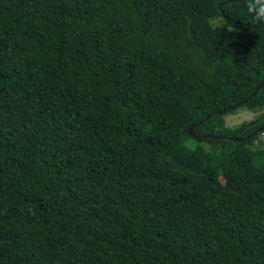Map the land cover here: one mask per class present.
I'll list each match as a JSON object with an SVG mask.
<instances>
[{
	"label": "trees",
	"instance_id": "16d2710c",
	"mask_svg": "<svg viewBox=\"0 0 264 264\" xmlns=\"http://www.w3.org/2000/svg\"><path fill=\"white\" fill-rule=\"evenodd\" d=\"M260 13L0 0V264H264Z\"/></svg>",
	"mask_w": 264,
	"mask_h": 264
},
{
	"label": "rangeland",
	"instance_id": "374dc122",
	"mask_svg": "<svg viewBox=\"0 0 264 264\" xmlns=\"http://www.w3.org/2000/svg\"><path fill=\"white\" fill-rule=\"evenodd\" d=\"M218 25L223 24V20H218L215 22ZM261 115H264V109L260 110H248L245 107L238 108L235 112L225 115L224 119L226 122V127L234 129L242 125L243 123H253ZM208 149L212 143L203 144ZM255 145H261L264 148V134H260Z\"/></svg>",
	"mask_w": 264,
	"mask_h": 264
},
{
	"label": "water",
	"instance_id": "95a60500",
	"mask_svg": "<svg viewBox=\"0 0 264 264\" xmlns=\"http://www.w3.org/2000/svg\"><path fill=\"white\" fill-rule=\"evenodd\" d=\"M219 8L222 9V5H220ZM263 86H264V82H263L262 85H261V86H260V87H259V88H258V89H257V90H256L251 96H250V98H249L248 100L252 99V98H253V97L259 92V90H260ZM248 100H247L246 102H248ZM239 107H240L239 105H236V106L230 108L229 111L237 110ZM226 113H227V111H224L223 113H220V114H226ZM209 119H210V117L206 118L204 121H202L201 123H199V125L203 124L204 122H207ZM193 129H194V127L191 128V129L189 130V134H190L191 136L193 135ZM263 132H264V125H263L260 129L256 130L254 133H252L250 136H248L247 138H245V139H234V141H236V142H243V141H246V140H250V139L254 138L255 136H257L258 134L263 133ZM206 138L211 139V140H218L220 137H218V136H216V135H208Z\"/></svg>",
	"mask_w": 264,
	"mask_h": 264
},
{
	"label": "clouds",
	"instance_id": "9594fccd",
	"mask_svg": "<svg viewBox=\"0 0 264 264\" xmlns=\"http://www.w3.org/2000/svg\"><path fill=\"white\" fill-rule=\"evenodd\" d=\"M257 19H264V13H260V14L257 16Z\"/></svg>",
	"mask_w": 264,
	"mask_h": 264
}]
</instances>
